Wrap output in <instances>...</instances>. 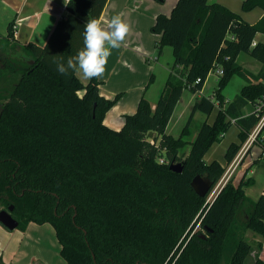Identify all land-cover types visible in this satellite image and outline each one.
<instances>
[{"label":"trees","instance_id":"trees-1","mask_svg":"<svg viewBox=\"0 0 264 264\" xmlns=\"http://www.w3.org/2000/svg\"><path fill=\"white\" fill-rule=\"evenodd\" d=\"M107 2L69 0L47 49L18 44L14 22L6 37L0 34V211L13 206L21 230L30 222L53 225L68 264H246L252 253L246 232L264 240V195L247 197L250 178L229 182L210 206L207 201L264 115L257 110L264 102V43L253 46L264 35V15L250 24L219 3L177 0L171 14H159L151 28L159 53L169 46L174 56L156 107L143 97L114 130L105 118L121 94L107 99L99 78L84 84L76 75H61L51 61L52 55L66 59L83 47L85 23L101 18ZM256 8L264 10V0L243 1L244 12ZM18 53L34 64L16 58ZM241 54L260 62L261 70L255 74L241 66ZM217 67L224 74L213 98L194 103L178 138L168 134L184 92L202 91ZM234 76L246 85L226 102L223 91ZM249 105L254 112L245 115ZM215 108L214 122L193 130L196 113L210 116ZM234 124L240 141L228 147V165L205 162ZM262 137L264 126L257 141ZM173 163H181L183 172L172 171ZM198 175L214 184L205 198L191 186ZM206 203L204 240L191 236V227ZM258 250L252 264H264V243Z\"/></svg>","mask_w":264,"mask_h":264},{"label":"crops","instance_id":"crops-1","mask_svg":"<svg viewBox=\"0 0 264 264\" xmlns=\"http://www.w3.org/2000/svg\"><path fill=\"white\" fill-rule=\"evenodd\" d=\"M68 1L69 0H0V34L6 37L8 35L9 25L14 22L15 39L18 44L27 46L30 43H34L37 46L44 47L45 43L47 44L54 32L58 22L67 15L66 7ZM168 1H170L168 2L169 4L162 7L157 0H108L101 16L102 22L106 26L107 22L114 15L120 14L127 23H130V18H128L127 14L128 11L132 12L146 8L148 9V13L152 12L147 22L153 26L159 14L168 16L171 14L172 10L169 11V8L172 4H174V8L177 0ZM243 1L244 0H209L211 4L219 3L226 6L233 12L239 14L248 23L256 24L263 17L264 10L256 8L250 12H244L242 9ZM238 2L241 4L240 9H238ZM155 12L161 13L156 15L157 13ZM128 35L133 37V33L131 32H129ZM156 37L159 40V37ZM257 43H264L263 34L257 36L255 44ZM151 53L152 52L145 47L142 40L137 37L129 38L128 40L125 39L122 46L117 49V51L112 52L111 55H114V57L108 59L109 62L107 63L106 71L103 76L99 78L101 82L99 88L100 94L107 99H113L118 94H121L122 97L106 115L105 124L108 127L114 130H120L124 125L125 115L134 114L135 106H138L140 100L145 97V94L151 89L152 83H150V79L152 75L154 76L153 72L155 70L153 66L148 64L150 60L148 56ZM241 57H244L243 62L240 61ZM238 61L241 66L255 74L263 67L260 62L251 58L248 54H241ZM119 65L128 66L129 70L123 71L122 68L119 69ZM170 72L171 67L168 70L169 74ZM237 77L239 76H234L231 82ZM79 79L84 84L87 82V80ZM209 79L210 75L202 91L199 93L191 92L192 96L189 99L190 102L193 96H195L197 100L203 96L213 98L214 94L211 96L205 94ZM241 90L242 89H240V91ZM224 91L225 101L230 102L232 98L230 99ZM128 93L131 96H128ZM124 96L130 99L125 101ZM193 105L191 107H193ZM152 107L154 108V105H152ZM253 112L254 107L248 113L244 110L245 115H249ZM210 116H208V118ZM255 161L258 163L255 175L256 177L257 174L260 175L261 180H264V158L261 157ZM250 165L252 164L244 163V168H248ZM249 170L247 174H249ZM250 172L253 173V170L251 169ZM260 172L261 174H259ZM251 177L252 176H250V178ZM256 177L251 178L253 184L256 182ZM260 191L261 193L259 196L264 195V188ZM0 257H2L5 264H68L61 255V244L55 228L50 223L39 224L30 222L25 230L18 228L9 230L0 223Z\"/></svg>","mask_w":264,"mask_h":264},{"label":"rangeland","instance_id":"rangeland-1","mask_svg":"<svg viewBox=\"0 0 264 264\" xmlns=\"http://www.w3.org/2000/svg\"><path fill=\"white\" fill-rule=\"evenodd\" d=\"M164 1L165 2H163V3H161V2L159 3L160 6L165 7L169 4L168 2H170L168 0H164ZM173 6H174V4H172L170 6L169 11L172 10ZM238 6H239L238 9H240V7H241L240 2H238ZM147 11H148V9L142 8L141 10H138V11H132V12L128 11L127 12L128 18H130V23H129L131 26L130 32L133 33V37H131V35H128L126 37V40H128L129 38H136L137 37L140 40H142L145 47H147V49L150 52H152L148 56V58L150 59L148 64L150 66H153L155 69L153 72L154 79H153V82L151 84L152 87L145 94V97H146V99L149 100V102L152 105H154V107H156V104H157L159 97L161 95L160 93L164 89L165 83H166L167 78H168V74H169L168 70L170 69V67H172V64L174 62V56H173V49L169 46L164 47L162 53H159L158 49L155 47L158 39L151 31L152 24L147 22V19H149L151 17L152 12L148 13ZM161 12H155V13H157L156 15H158ZM114 51H117V49L112 50V52H114ZM113 57H114V55H111L109 59H112ZM243 60H244V57H241L240 61L243 62ZM121 68L123 71L129 70L128 66L119 65V69H121ZM88 82H89V80H87V82H85V84H87ZM218 83H219V76L216 74V72L211 73L210 79H209L208 85H207L208 88H207L205 94H207L209 96H211L213 94L215 95V92L218 88ZM243 85H245V81L243 79H241L240 77H237V78L233 79L231 84L226 88V90L224 92H225V94L228 95V97H230V99L231 98L234 99L235 95L240 93V89H242L241 87ZM128 96H131V95L128 93ZM191 96L192 95H191L190 91L187 90L184 92L183 97L179 101V103L175 109L174 115H173V117H172V119H171V121L167 127V133L170 135H173L176 138H178L181 135L182 130L184 129V127L186 126V124L189 120V117H190V114L192 111L191 106L197 101V98H195V96H193V98L190 102L189 99L191 98ZM121 97H122V95H121ZM129 99H130L129 97L124 96L125 101H127ZM260 104H261V102H259V105L257 106L258 108H259ZM136 107L138 108V106H135L134 112H136V110H137ZM252 108H253V106L249 105L245 109V112L248 113ZM217 113H218V109L215 108V110L213 111V114L208 118L207 115H205L201 112H197L195 115V121L192 125L193 130L197 129V127L200 124H202L204 121L209 120L208 123L211 124L215 120ZM239 132H240V130H239L238 126L233 125L232 128L230 129V131L225 134L223 141L221 143L214 144L209 149V151L206 153V155L204 157L205 162L211 163L213 161H218V162L222 163L221 165L226 167L228 165L226 158H225L226 151L228 150V147L232 143H238L240 141ZM194 138H195L194 135L191 136V140ZM261 142H264L263 137L261 138V141H259V142L256 139L252 145L247 144V142H246V144L243 146L242 150L240 151L238 157H236V164H235L232 172H230V175H229L230 178H229V181L226 183V185L229 182H232L234 185H238V183L242 179H244L246 181V180L250 179V176L256 177L255 172L257 170L258 163L255 160L261 158V156L263 155V150H264V147L262 145H260ZM190 148H191V146H187V148L184 150V152L187 154L190 151ZM244 163L245 164H249V163L252 164L249 166L250 168L249 167L248 168L250 170L252 169L253 173H251L248 168H246V167L244 168ZM248 170H249V174H247ZM259 174H261V172ZM263 188H264V180L263 179L261 180V176L257 174L256 182L254 184H252L251 186L246 187L245 192H246L247 197H249L250 199L255 201L260 197L259 196L261 193L260 190H263ZM213 199L210 201L209 206L211 205V202L213 201ZM209 206L206 203L202 212L200 213L201 215H199L197 217V219L195 220L194 224L191 227L192 228L191 236L194 234H197L199 236V238H200V236H206V232L200 228V222H201V218H203V216H204L205 212L207 211V209L209 208ZM245 238L250 243L251 251H252L250 257L246 261V264H252L253 261L259 255L258 244L260 242L264 243V240H263L262 236L258 235L257 233H255L251 230L246 232ZM260 254L264 258V253H260Z\"/></svg>","mask_w":264,"mask_h":264},{"label":"clouds","instance_id":"clouds-1","mask_svg":"<svg viewBox=\"0 0 264 264\" xmlns=\"http://www.w3.org/2000/svg\"><path fill=\"white\" fill-rule=\"evenodd\" d=\"M130 31V24L120 14L114 15L106 26L102 18L88 19L82 33L83 47L66 59L63 55H52L51 61L63 76L71 74L84 80L100 78L106 71L112 50L122 46Z\"/></svg>","mask_w":264,"mask_h":264},{"label":"water","instance_id":"water-1","mask_svg":"<svg viewBox=\"0 0 264 264\" xmlns=\"http://www.w3.org/2000/svg\"><path fill=\"white\" fill-rule=\"evenodd\" d=\"M34 62V60H31V64H34ZM170 169L176 173H182L184 167L181 163H173ZM213 185V182L207 176L198 175L191 182L194 191L202 198H205L209 194ZM13 211V206L8 210L0 211V223L9 230H15L19 227V222L12 216Z\"/></svg>","mask_w":264,"mask_h":264},{"label":"built area","instance_id":"built-area-1","mask_svg":"<svg viewBox=\"0 0 264 264\" xmlns=\"http://www.w3.org/2000/svg\"><path fill=\"white\" fill-rule=\"evenodd\" d=\"M253 45H256L255 42L253 43ZM216 72V74L218 76H222L224 74V70L220 67H217V69L214 71ZM213 73V71L211 72ZM198 82H200V79H198ZM264 110V102L261 103V105L259 106V108L257 110ZM264 126V115L261 119L260 124L257 126V128L254 130V132L251 134L249 140L247 141V144H253V142L257 139L260 131L262 130V127ZM248 149V148H247ZM238 157V156H237ZM262 158H264V152L263 155L261 156ZM163 162V161H162ZM236 164V159L233 161V163L228 167L226 173L224 174L222 180L219 182V184L213 189L207 203H210V201L213 199V201L216 199V197L219 195V193L223 190V188L226 186V183L229 181V175L230 172H232L234 166ZM212 201V202H213ZM211 202V203H212Z\"/></svg>","mask_w":264,"mask_h":264},{"label":"flooded vegetation","instance_id":"flooded-vegetation-1","mask_svg":"<svg viewBox=\"0 0 264 264\" xmlns=\"http://www.w3.org/2000/svg\"><path fill=\"white\" fill-rule=\"evenodd\" d=\"M15 57L18 58V59H21L22 61H25L27 64L31 65V61L28 60V58L24 54L18 53ZM203 230L206 232V235H207L208 234V231L206 229H203ZM200 238H202V239L205 240L206 239V236H200Z\"/></svg>","mask_w":264,"mask_h":264}]
</instances>
